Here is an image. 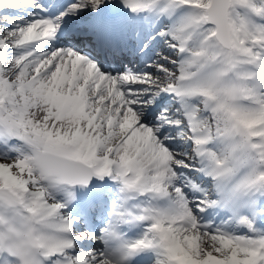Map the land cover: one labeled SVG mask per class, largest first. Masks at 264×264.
I'll return each mask as SVG.
<instances>
[{
    "label": "snow or ice",
    "instance_id": "6c2138e0",
    "mask_svg": "<svg viewBox=\"0 0 264 264\" xmlns=\"http://www.w3.org/2000/svg\"><path fill=\"white\" fill-rule=\"evenodd\" d=\"M0 264H264V0H0Z\"/></svg>",
    "mask_w": 264,
    "mask_h": 264
}]
</instances>
